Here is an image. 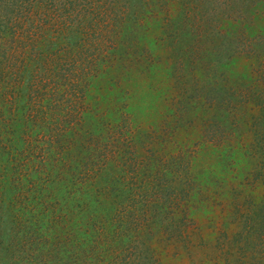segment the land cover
Listing matches in <instances>:
<instances>
[{
  "label": "rangeland",
  "instance_id": "1",
  "mask_svg": "<svg viewBox=\"0 0 264 264\" xmlns=\"http://www.w3.org/2000/svg\"><path fill=\"white\" fill-rule=\"evenodd\" d=\"M57 1L0 0V192L37 218L0 264H264V0Z\"/></svg>",
  "mask_w": 264,
  "mask_h": 264
},
{
  "label": "trees",
  "instance_id": "2",
  "mask_svg": "<svg viewBox=\"0 0 264 264\" xmlns=\"http://www.w3.org/2000/svg\"><path fill=\"white\" fill-rule=\"evenodd\" d=\"M57 2L58 1L55 0V3ZM6 139L8 140V137ZM8 141L11 142L12 139L9 138ZM0 169H1V166H0ZM23 180H24V177H23ZM25 186L26 185H24V187ZM23 198L24 199L22 200L20 196V191L19 192L14 191V194L12 195L3 194L2 192H0V219L1 221H7V220L13 221V223H11V229H13L14 224H15V228L18 232L25 230L28 233V230H30L29 227L32 226L30 225V222L28 221L37 219V218H35V215L33 212V208H34L33 204L31 202L28 203L27 199H25L24 194H23ZM118 220L121 221V219H118ZM58 237L59 236H56V241L60 240L58 239Z\"/></svg>",
  "mask_w": 264,
  "mask_h": 264
}]
</instances>
